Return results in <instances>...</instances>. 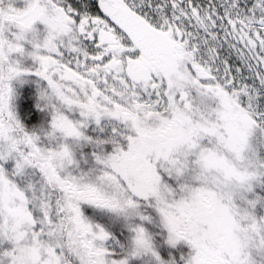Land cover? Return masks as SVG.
<instances>
[{
	"label": "snow or ice",
	"instance_id": "snow-or-ice-1",
	"mask_svg": "<svg viewBox=\"0 0 264 264\" xmlns=\"http://www.w3.org/2000/svg\"><path fill=\"white\" fill-rule=\"evenodd\" d=\"M0 264H264V0H0Z\"/></svg>",
	"mask_w": 264,
	"mask_h": 264
}]
</instances>
